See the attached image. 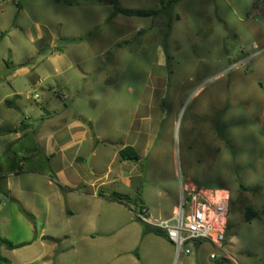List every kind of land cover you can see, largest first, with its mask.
<instances>
[{"label": "rangeland", "instance_id": "obj_1", "mask_svg": "<svg viewBox=\"0 0 264 264\" xmlns=\"http://www.w3.org/2000/svg\"><path fill=\"white\" fill-rule=\"evenodd\" d=\"M35 71L48 78L39 88ZM76 120L89 131L86 182L131 202L64 190L74 215L52 210L54 243L38 239L44 198L20 204L0 179V237L28 244L2 247L8 264H264V0H0V168L20 172L15 189L44 196L45 179L27 173L54 176L43 136ZM16 127L21 139L3 137ZM126 146L138 163L121 159ZM183 185L230 191L223 249L177 257L144 233L135 204L168 219Z\"/></svg>", "mask_w": 264, "mask_h": 264}, {"label": "crops", "instance_id": "obj_2", "mask_svg": "<svg viewBox=\"0 0 264 264\" xmlns=\"http://www.w3.org/2000/svg\"><path fill=\"white\" fill-rule=\"evenodd\" d=\"M57 57L58 56H55V58ZM53 70L56 74L59 73L60 65L56 61L53 62ZM21 71H23L24 75L29 73V69L22 68L21 70L18 69V75H20ZM30 74L31 73H29V75ZM33 76H30V79L33 81L36 88H39V86H41V84L44 83L46 79H48L47 77H44L43 75L39 74L38 71H35V74H33ZM18 129L19 127H16L13 130L8 131L7 134L9 135L3 137H14V141L21 139L22 134ZM88 139H90L89 131L86 126L82 124L79 120L73 121L71 123L69 122L65 126H59L57 127L54 133H49L48 135L43 136V141L40 146L44 149L46 155L50 157V162L52 164L51 170L54 172V176L47 177L46 175H41L36 171H30L27 174L34 176L39 175L40 177L45 179L47 186L44 188V196L40 194V191H30L27 188H23L20 190L15 189L14 179H17L19 177L18 174L20 172L12 171L8 174H5V167L0 168V170H2L0 173V179L6 180L7 192L10 199L16 200L20 204H23L22 199L19 197V194L25 193H31L35 196L44 198V201L46 203V218L45 223L42 226L41 234L38 237L39 240H44V237H46L45 235L47 228L52 223L51 217L53 209L56 213H59L61 215L62 219L66 217L65 213L67 214V216L74 215L73 211L70 208L68 209V201L67 197L64 195L66 193L64 192V190H75L77 188H84L81 190L82 198H92L97 201L107 200L105 198L99 197V192L102 191L104 186L107 185L105 182L100 183L101 180H89L88 182H86V176L84 174L82 165V162L84 161L82 150ZM7 145L12 144H6V146ZM31 151L32 150H29L27 147L24 146L22 148L21 157L25 159L24 154ZM10 153L11 157L16 159L17 154L13 151H11ZM31 155L33 157L35 153H32ZM107 179L108 178H106V180ZM16 190L18 193L16 192ZM31 205H34V203ZM159 237L162 239L164 238L161 236Z\"/></svg>", "mask_w": 264, "mask_h": 264}, {"label": "built area", "instance_id": "obj_3", "mask_svg": "<svg viewBox=\"0 0 264 264\" xmlns=\"http://www.w3.org/2000/svg\"><path fill=\"white\" fill-rule=\"evenodd\" d=\"M232 195L225 189L206 190L181 186V197L173 215L157 219L146 208L136 212V218L144 225L163 232L173 244L176 255H191V245L208 242L223 249L228 229ZM211 260H217L215 254Z\"/></svg>", "mask_w": 264, "mask_h": 264}, {"label": "trees", "instance_id": "obj_4", "mask_svg": "<svg viewBox=\"0 0 264 264\" xmlns=\"http://www.w3.org/2000/svg\"><path fill=\"white\" fill-rule=\"evenodd\" d=\"M157 13H148V14H144V15H147V16H152V15H156ZM6 104H8L9 106H12L9 102H6ZM220 136H223V131L220 132ZM121 159L123 161H133V162H136L138 163L140 161V156L138 154V152L136 151V149L132 146H126L125 148H123L120 153H119ZM81 161V160H79ZM99 197L101 198H105L107 200H110L112 202H116V203H119V204H122V205H126L128 206L129 203L131 202V200L129 198H124L122 197L120 194L116 193V192H112L111 193V197L107 198L104 196V192L103 191H100L99 192ZM136 206V212L140 209V208H143L144 206L139 204L138 202L135 204ZM24 214L29 218V220L31 222H34V218L32 215H30L29 213L23 211ZM256 217V213L252 210H247L246 212V221L247 222H251L254 218ZM138 222H140L138 219H137ZM143 227H144V233L145 234H150V233H154L155 235L157 236H161V237H164L167 239L166 235L159 231V230H156V229H152L146 225H144L142 222H140ZM44 240H49L51 242H54V243H57L59 242V240L57 239H54V238H49V237H44ZM28 244H20V245H16L12 242H10L9 240L7 239H4V238H1L0 237V249L2 247H5L7 250H10V251H14V250H17V249H20V248H23L25 246H27ZM197 246H200L201 243L198 242L196 244ZM3 263H10L8 259L6 258H3L1 256V253H0V264H3Z\"/></svg>", "mask_w": 264, "mask_h": 264}, {"label": "water", "instance_id": "obj_5", "mask_svg": "<svg viewBox=\"0 0 264 264\" xmlns=\"http://www.w3.org/2000/svg\"><path fill=\"white\" fill-rule=\"evenodd\" d=\"M1 171H2V170H0V173H1ZM104 196H106V197L109 198V197H111V193H104Z\"/></svg>", "mask_w": 264, "mask_h": 264}]
</instances>
